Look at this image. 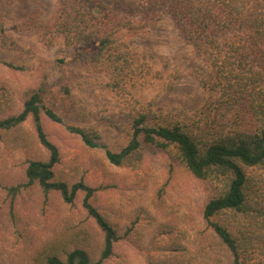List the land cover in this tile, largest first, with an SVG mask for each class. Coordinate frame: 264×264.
<instances>
[{"label":"rangeland","instance_id":"374dc122","mask_svg":"<svg viewBox=\"0 0 264 264\" xmlns=\"http://www.w3.org/2000/svg\"><path fill=\"white\" fill-rule=\"evenodd\" d=\"M58 10V0H0V118L18 114L33 94L61 118L40 116L59 154L54 179L93 189L90 204L116 234L102 264H231V253L203 217L206 203L222 192L221 181L201 180L173 151L147 146L119 166L107 161L104 150L119 152L127 144L133 110L125 111L107 75L86 62L94 46L50 38L45 27ZM122 33L131 54L145 56L153 75L159 73L128 91L135 109L148 114L147 125L197 117L206 99L201 62L171 16L164 12L157 23ZM68 126L89 132L98 148L84 145ZM37 158L47 159L48 152L36 140L31 117L0 132V264H43L48 253L75 247L99 257L104 232L83 208L84 193L67 204L59 192L29 183L25 170ZM246 175L248 208L210 221L236 236L242 264H264V165Z\"/></svg>","mask_w":264,"mask_h":264},{"label":"trees","instance_id":"16d2710c","mask_svg":"<svg viewBox=\"0 0 264 264\" xmlns=\"http://www.w3.org/2000/svg\"><path fill=\"white\" fill-rule=\"evenodd\" d=\"M58 1L55 20L45 27L50 38L61 37L66 45L94 46L95 53L83 56L86 62L107 75V86L123 98L125 111L133 110L127 144L119 152L104 150L107 161L119 166L147 146L173 151L182 168L201 180L221 181L223 190L206 203L203 217L231 253V264H242L236 236L210 218L227 211H245L249 206L246 172L264 165V0ZM164 12L171 16L179 36L201 62L199 77L206 99L197 117L182 124L150 126L148 114L144 109H135L128 91L159 77V73L153 75L145 56L132 55L121 35L157 23ZM41 115L62 123L58 114L33 94L18 114L0 118V132L17 128L31 117L36 140L46 149L48 158L29 161L27 181L45 192H59L67 204L83 192V208L104 232L99 257L75 247L48 253L43 264H102L112 254L115 231L90 204L91 187L82 182L69 186L54 179L59 154L43 131ZM67 129L87 147L98 148L86 130L75 126Z\"/></svg>","mask_w":264,"mask_h":264}]
</instances>
